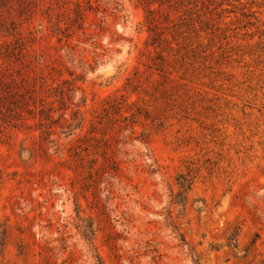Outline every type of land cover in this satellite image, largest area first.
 I'll return each instance as SVG.
<instances>
[{"label":"rangeland","instance_id":"rangeland-1","mask_svg":"<svg viewBox=\"0 0 264 264\" xmlns=\"http://www.w3.org/2000/svg\"><path fill=\"white\" fill-rule=\"evenodd\" d=\"M0 264H264V0H0Z\"/></svg>","mask_w":264,"mask_h":264},{"label":"trees","instance_id":"trees-1","mask_svg":"<svg viewBox=\"0 0 264 264\" xmlns=\"http://www.w3.org/2000/svg\"><path fill=\"white\" fill-rule=\"evenodd\" d=\"M113 102H115V101H113ZM111 104H115V103H112V101H111V103L110 102L106 103V105L109 106V109L107 110L108 113H110V111H112L113 109H115V107H117V105H111ZM60 118H62V116Z\"/></svg>","mask_w":264,"mask_h":264}]
</instances>
